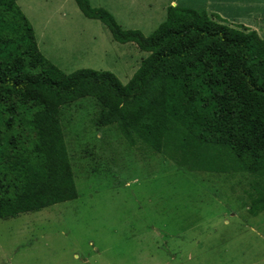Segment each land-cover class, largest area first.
Returning <instances> with one entry per match:
<instances>
[{"label": "trees", "instance_id": "obj_1", "mask_svg": "<svg viewBox=\"0 0 264 264\" xmlns=\"http://www.w3.org/2000/svg\"><path fill=\"white\" fill-rule=\"evenodd\" d=\"M74 1L114 41L149 55L127 84L108 71L68 73L42 53L19 0H0V219L80 196L63 107L88 97L100 105L96 125L115 127L129 147L184 173L239 177L249 212H264V38L178 5L145 37Z\"/></svg>", "mask_w": 264, "mask_h": 264}, {"label": "rangeland", "instance_id": "obj_2", "mask_svg": "<svg viewBox=\"0 0 264 264\" xmlns=\"http://www.w3.org/2000/svg\"><path fill=\"white\" fill-rule=\"evenodd\" d=\"M91 3L145 37L165 21L169 5H178L206 9L264 38V0ZM18 4L42 53L68 73L108 71L127 84L149 55L135 43L114 41L74 0ZM99 111L90 97L63 107L80 196L0 219V264H264V212H249L239 177L184 173L162 155L129 147L115 127L97 126Z\"/></svg>", "mask_w": 264, "mask_h": 264}, {"label": "crops", "instance_id": "obj_3", "mask_svg": "<svg viewBox=\"0 0 264 264\" xmlns=\"http://www.w3.org/2000/svg\"><path fill=\"white\" fill-rule=\"evenodd\" d=\"M173 4H176V3L173 2ZM245 11H246V10H245ZM245 11H244V12H245Z\"/></svg>", "mask_w": 264, "mask_h": 264}]
</instances>
